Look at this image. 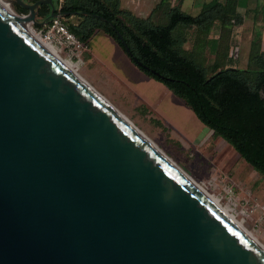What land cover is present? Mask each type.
<instances>
[{"label":"water","instance_id":"obj_1","mask_svg":"<svg viewBox=\"0 0 264 264\" xmlns=\"http://www.w3.org/2000/svg\"><path fill=\"white\" fill-rule=\"evenodd\" d=\"M11 1L33 24L40 4L78 12ZM0 264H264V248L0 7Z\"/></svg>","mask_w":264,"mask_h":264},{"label":"trees","instance_id":"obj_2","mask_svg":"<svg viewBox=\"0 0 264 264\" xmlns=\"http://www.w3.org/2000/svg\"><path fill=\"white\" fill-rule=\"evenodd\" d=\"M53 1L62 11H78V22L69 14L62 19L82 43L90 47L89 38L102 29L139 70L168 86L214 135L227 140L264 175V50L257 32L250 40L246 66L231 64L234 53H229V32L243 19L236 9L238 0H209L196 14L177 3L167 7L161 21L134 14L120 0H63L60 5ZM16 7L20 13L27 11ZM252 10L255 17L263 15L264 0ZM49 11L48 4L39 5L37 20H46L35 27L49 20ZM216 22L220 33L208 59V36Z\"/></svg>","mask_w":264,"mask_h":264},{"label":"rangeland","instance_id":"obj_3","mask_svg":"<svg viewBox=\"0 0 264 264\" xmlns=\"http://www.w3.org/2000/svg\"><path fill=\"white\" fill-rule=\"evenodd\" d=\"M179 1L175 4L182 2ZM190 3L191 0H184L180 5L186 12L194 13ZM123 4L128 3L123 0ZM10 5L18 11L13 2ZM257 17L260 19L263 15ZM71 19L78 22L79 17L74 14ZM262 29L259 23L252 27L248 17L243 26H235L234 34L244 35L233 42V53H236L233 59L238 66H246L243 60L245 40L255 35L254 32L260 34ZM89 44L90 47L85 45L73 55L66 51L60 53L71 57L78 72L93 87L184 171L217 195L264 244V175L253 169L227 140L214 135L168 86L139 70L102 29L95 30ZM189 44L190 39L186 45ZM207 57L211 59L212 56L208 54Z\"/></svg>","mask_w":264,"mask_h":264},{"label":"crops","instance_id":"obj_4","mask_svg":"<svg viewBox=\"0 0 264 264\" xmlns=\"http://www.w3.org/2000/svg\"><path fill=\"white\" fill-rule=\"evenodd\" d=\"M128 4L124 5L123 4V0H120V5L124 8H127L129 10H131L134 14L138 15V16H141V17H147L148 15H151L152 19L154 21H161V20H164L162 18V15L164 14V12L166 11L167 7L168 6H172L174 5L177 0H126ZM181 1V0H180ZM179 1V2H180ZM184 0H182V2H180V4L182 5ZM200 1V2H199ZM209 1V0H207ZM203 2H206V1H203V0H191V3H190V7H192V9L190 8V10L193 12L195 11L194 13H191V14H196L199 12L200 10V7H201V4ZM263 2V0H238V5H237V11L240 15H242V22L239 23V24H234L232 27H231V30L229 32V39H230V48H229V53H231L233 51V48H234V44L233 42H235V38H239V40L241 38L244 37L243 33L242 35L241 34H234V31H235V26H243V23L245 21V17H248L251 19V24H252V27L253 26H256V24L259 23V25L261 26L262 29V32L260 33V36H261V46L264 50V14H263V18H260L258 19V17L254 16V12H253V8L254 7H257V6H260V4ZM164 3V4H162ZM157 5L160 6V8H155L157 7ZM180 5V7H181ZM153 9H156L154 10L153 12ZM182 9V7H181ZM183 10V9H182ZM185 11V10H184ZM190 13V12H189ZM259 15V14H258ZM252 31L253 28H252ZM220 33V26L218 24V22H216L214 24V26L212 27L210 33H209V41H208V46H207V55H211L213 56V53H214V49H215V46H216V38L218 37ZM253 33V32H252ZM256 34V32H254ZM254 34L247 40H245V57L243 58L244 60V63L247 62V56H248V51H249V46H250V40L253 38ZM187 44V43H186ZM190 45V44H189ZM189 45H186V46H189ZM236 56V53L234 54ZM233 66H238V64H236L234 62V59H232V63H231ZM240 67V66H239ZM244 67V66H242Z\"/></svg>","mask_w":264,"mask_h":264},{"label":"bare ground","instance_id":"obj_5","mask_svg":"<svg viewBox=\"0 0 264 264\" xmlns=\"http://www.w3.org/2000/svg\"><path fill=\"white\" fill-rule=\"evenodd\" d=\"M11 0H0V7L6 10L11 16H13L19 23H21L32 35H34L43 45L52 53L60 63L68 69L72 74L78 77L87 87L97 94V96L105 102L118 116H120L125 122L129 124L142 138H144L155 150H157L164 158H166L174 167H176L179 171H181L193 184H195L206 196H208L220 209H222L234 222H236L248 235H250L262 248H264V244L261 243L257 237L249 231L243 224L241 219H238L234 212L228 206L223 205L220 202V199L217 195L207 190L203 185L198 183L192 176H190L186 171H184L169 155L165 153V151L157 145L153 140H151L135 123L129 119L123 112H121L115 105H113L105 96H103L92 84L86 80L79 72L77 67L75 66L73 59L71 57L63 56L59 49L47 42H43L40 36L35 33L33 27L24 19L22 15L18 11H16L10 3ZM22 14V13H21Z\"/></svg>","mask_w":264,"mask_h":264},{"label":"built area","instance_id":"obj_6","mask_svg":"<svg viewBox=\"0 0 264 264\" xmlns=\"http://www.w3.org/2000/svg\"><path fill=\"white\" fill-rule=\"evenodd\" d=\"M59 5L63 0H57ZM43 42L55 45L60 52L66 51L73 55L85 46L73 32H71L62 16L50 17L49 20L40 28H33Z\"/></svg>","mask_w":264,"mask_h":264},{"label":"flooded vegetation","instance_id":"obj_7","mask_svg":"<svg viewBox=\"0 0 264 264\" xmlns=\"http://www.w3.org/2000/svg\"><path fill=\"white\" fill-rule=\"evenodd\" d=\"M65 18H66V17H65ZM65 18H64V19H65Z\"/></svg>","mask_w":264,"mask_h":264}]
</instances>
